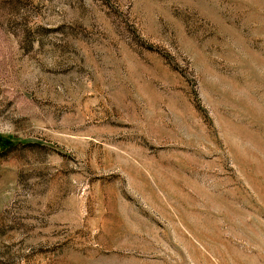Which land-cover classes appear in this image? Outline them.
<instances>
[{
  "label": "rangeland",
  "instance_id": "1",
  "mask_svg": "<svg viewBox=\"0 0 264 264\" xmlns=\"http://www.w3.org/2000/svg\"><path fill=\"white\" fill-rule=\"evenodd\" d=\"M0 264H264V0H0Z\"/></svg>",
  "mask_w": 264,
  "mask_h": 264
}]
</instances>
